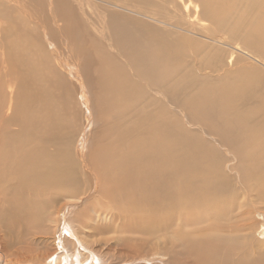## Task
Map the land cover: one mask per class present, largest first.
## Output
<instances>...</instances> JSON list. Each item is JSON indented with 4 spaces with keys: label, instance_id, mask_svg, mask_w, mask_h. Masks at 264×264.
<instances>
[{
    "label": "bare ground",
    "instance_id": "obj_1",
    "mask_svg": "<svg viewBox=\"0 0 264 264\" xmlns=\"http://www.w3.org/2000/svg\"><path fill=\"white\" fill-rule=\"evenodd\" d=\"M181 1L0 0V264H264V19Z\"/></svg>",
    "mask_w": 264,
    "mask_h": 264
},
{
    "label": "rangeland",
    "instance_id": "obj_2",
    "mask_svg": "<svg viewBox=\"0 0 264 264\" xmlns=\"http://www.w3.org/2000/svg\"><path fill=\"white\" fill-rule=\"evenodd\" d=\"M128 1H131L137 5H140L142 8H145V9L146 8H154L156 12H164L167 9H171L169 7L170 5L173 6V9L180 10L181 12H186L190 9V7H187L186 4L181 0H165L164 3L160 2L159 0H128ZM202 1H205V0H202ZM209 7L216 13V15L219 16V19H217V22L215 24L218 25L219 27H226V29H224V30L226 32H229V33L236 27H242L244 29H248L250 25H252L255 22H258L257 19H260V18L264 19V10L262 12H260V10L257 7V3L254 0H212L211 3L209 4ZM9 28H10L9 25L6 24V26H4L5 32H4V30H3V32L6 34H9L10 33ZM39 68H41L39 63H37L34 68H32L33 73L35 75L33 73H31L30 83H31L33 89L38 87L36 89L40 88L41 92L43 91V92L48 93V91H49V93L50 92H52V94L55 93V94H53V96H54V103L56 105V96L58 95L59 92H62V91L59 90V88H58L55 72L51 71V73H50V72H46V70L44 68H42V69H39ZM37 71H39V72H37ZM37 75L39 78L37 77ZM6 77L7 76H5V75L2 76L3 82L7 81ZM44 80L46 81V83L44 82ZM57 80H58V76H57ZM44 84L47 86H45ZM56 90H57V92H56ZM60 108L62 109L61 114L64 115V117H66V118H70L71 116L74 117V110H69V107H66L67 110L65 109L63 111L62 106H60ZM66 111H68V112H66ZM260 207L264 210V205H261ZM98 227L99 226H96V224H95L93 226V229H96ZM162 232L167 233L168 232L167 227H165ZM99 233L100 234L102 233V239L108 238L109 236L111 237V235H112V233H108L105 230H103L102 228L99 229ZM153 257H157V255H154ZM158 260L159 259L156 258L155 261H158Z\"/></svg>",
    "mask_w": 264,
    "mask_h": 264
}]
</instances>
